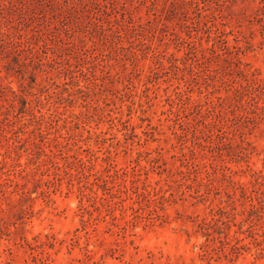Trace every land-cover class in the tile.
<instances>
[{"label": "rangeland", "instance_id": "rangeland-1", "mask_svg": "<svg viewBox=\"0 0 264 264\" xmlns=\"http://www.w3.org/2000/svg\"><path fill=\"white\" fill-rule=\"evenodd\" d=\"M0 264H264V0H0Z\"/></svg>", "mask_w": 264, "mask_h": 264}]
</instances>
